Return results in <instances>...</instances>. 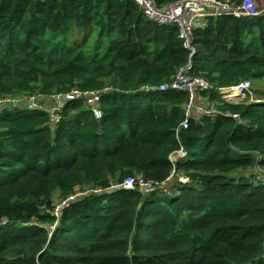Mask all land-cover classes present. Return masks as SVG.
I'll use <instances>...</instances> for the list:
<instances>
[{
	"label": "trees",
	"instance_id": "trees-1",
	"mask_svg": "<svg viewBox=\"0 0 264 264\" xmlns=\"http://www.w3.org/2000/svg\"><path fill=\"white\" fill-rule=\"evenodd\" d=\"M191 44L188 74L212 85L196 102L218 113L176 133L187 93L142 89L187 63L176 24L134 0H0V98L106 88L99 119L84 98L56 124L23 103L0 108V264H264V102L217 89L250 80L264 98V12L211 17ZM173 170L189 181L161 184ZM135 175L160 185L107 189Z\"/></svg>",
	"mask_w": 264,
	"mask_h": 264
},
{
	"label": "built area",
	"instance_id": "built-area-1",
	"mask_svg": "<svg viewBox=\"0 0 264 264\" xmlns=\"http://www.w3.org/2000/svg\"><path fill=\"white\" fill-rule=\"evenodd\" d=\"M142 9L144 15L160 24H176L178 26V36L182 39L183 46L188 50V61L181 67L175 74L173 80L169 83H162L158 87L143 86L142 89L158 90V91H184L188 95V103L185 109V117L176 129V133L180 129L188 127L190 119H197L203 114H215L218 113L213 103H207L201 105L196 102L197 92L199 90L211 89L212 85L208 83L204 78L198 76H191L188 74L190 69V57L192 56L194 49L191 44V34L193 30L202 29L206 27L208 19L211 17H217L223 14H231L236 17L240 16H255L264 12V2H257L256 0H241L236 2L234 0H175L158 5L157 0H134ZM252 83L250 80H243L236 85L228 87H219L218 92L224 101L229 103H241L244 101L250 102H264V98H256L251 91ZM102 90H86L81 91L77 88H71L68 92L53 93L45 95L39 92L25 94L19 98L2 97L0 98V108L11 106L17 107L21 103L28 110H40L48 115L51 123L56 124L61 119L62 111L65 104L69 100L84 98L85 104L92 112L95 119H99L102 116V110L100 108V100L102 96ZM230 90H237L239 94L231 96ZM227 91L228 93H226ZM222 114V113H220ZM227 115V114H226ZM237 117L236 114L232 115ZM185 156V151L180 148L169 154L168 159L172 164H175L179 158ZM175 170L161 184H167ZM177 180L181 184H185L189 181L188 177L182 173H177ZM255 180L264 183V171L257 172ZM160 185L159 183L146 181L141 175H135L125 178L120 183L110 182L107 189H138L143 193H149L155 190ZM92 192H98L99 189L90 190ZM163 191L169 194V189L163 188ZM87 192H79L69 197L73 199L81 194ZM66 204L65 201L61 205H57L54 210V215L59 217L61 214V206ZM7 221L5 217L0 218V224ZM33 224L37 225L34 221ZM53 227V226H51Z\"/></svg>",
	"mask_w": 264,
	"mask_h": 264
},
{
	"label": "rangeland",
	"instance_id": "rangeland-1",
	"mask_svg": "<svg viewBox=\"0 0 264 264\" xmlns=\"http://www.w3.org/2000/svg\"><path fill=\"white\" fill-rule=\"evenodd\" d=\"M255 83V87H258V86H260L261 88H264V80H259V81H255L254 82ZM244 102H247V101H244ZM248 103V102H247ZM262 171H264V167L263 166H261V165H259V164H256V167H255V172H262ZM177 176V174L174 172L173 173V176H172V178H171V180L170 181H172L175 177ZM169 181V182H170ZM63 202V201H62Z\"/></svg>",
	"mask_w": 264,
	"mask_h": 264
},
{
	"label": "bare ground",
	"instance_id": "bare-ground-1",
	"mask_svg": "<svg viewBox=\"0 0 264 264\" xmlns=\"http://www.w3.org/2000/svg\"><path fill=\"white\" fill-rule=\"evenodd\" d=\"M226 93H228L227 91H225ZM231 94V96H236L237 94H239V91H237V90H230L229 91Z\"/></svg>",
	"mask_w": 264,
	"mask_h": 264
}]
</instances>
